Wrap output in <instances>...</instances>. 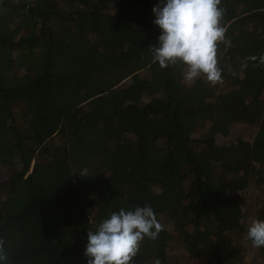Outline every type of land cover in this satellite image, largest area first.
<instances>
[{
	"label": "trees",
	"instance_id": "1",
	"mask_svg": "<svg viewBox=\"0 0 264 264\" xmlns=\"http://www.w3.org/2000/svg\"><path fill=\"white\" fill-rule=\"evenodd\" d=\"M161 2L0 0L8 264H87V231L145 204L163 229L133 264H264L245 239L264 220V0H221L222 81L192 85L153 62Z\"/></svg>",
	"mask_w": 264,
	"mask_h": 264
},
{
	"label": "clouds",
	"instance_id": "2",
	"mask_svg": "<svg viewBox=\"0 0 264 264\" xmlns=\"http://www.w3.org/2000/svg\"><path fill=\"white\" fill-rule=\"evenodd\" d=\"M221 0H162L153 7V23L160 29L157 43L150 46L154 63L161 68L183 66V80L195 84L203 78L211 84L222 81L218 47L225 43ZM255 59V57H253ZM264 62V56L260 57ZM87 176V170L81 173ZM163 225L150 205L132 210L121 208L103 219L95 230L87 231L84 256L87 264H133L142 241L155 240ZM246 240L264 247V220L253 218ZM5 241L0 238V264H8Z\"/></svg>",
	"mask_w": 264,
	"mask_h": 264
},
{
	"label": "rangeland",
	"instance_id": "3",
	"mask_svg": "<svg viewBox=\"0 0 264 264\" xmlns=\"http://www.w3.org/2000/svg\"><path fill=\"white\" fill-rule=\"evenodd\" d=\"M24 32H25V30H24ZM262 99H264V95L262 96ZM23 109L24 108L22 107L21 104L14 106V113H15V118H16L17 122H20V120H21V110H23ZM233 135L237 136V137L243 136V132L234 133ZM224 141H225V138L223 136L216 135L217 145L222 146ZM248 194L250 196H252L251 191H249ZM247 209H251V207L249 206ZM246 222H247V218L244 219L243 224H246ZM181 257H182L181 258L182 261H185L186 263H189V264H206L207 263V259L204 257H197V258H193V259H189L185 255H183ZM256 257H257V252H256L255 248H252L249 251H247L245 258L243 259V263L244 264H257ZM169 260L172 262L177 261V259L173 255L169 256Z\"/></svg>",
	"mask_w": 264,
	"mask_h": 264
}]
</instances>
